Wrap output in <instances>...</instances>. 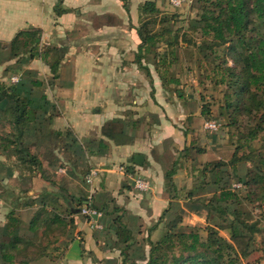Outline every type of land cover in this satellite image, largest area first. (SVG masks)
I'll list each match as a JSON object with an SVG mask.
<instances>
[{"label": "crops", "instance_id": "crops-1", "mask_svg": "<svg viewBox=\"0 0 264 264\" xmlns=\"http://www.w3.org/2000/svg\"><path fill=\"white\" fill-rule=\"evenodd\" d=\"M146 1L0 0V80L9 85L12 75L20 76L23 84L14 88L31 98L37 109L24 134L38 161V165L32 164V216L43 190L49 192V202H45L50 208L59 200L60 204L74 197L81 198L82 206L88 193L85 175L98 167L94 205L102 215L95 220L103 226L110 224L115 231V221L121 216L125 223H147L181 212L183 220L193 216L200 225L207 222L206 207L199 200L216 185L208 177L198 180L192 165L213 156L220 158L222 146L208 144L205 153L183 158L174 185H169L167 172L178 159L176 148L190 147L194 141L193 133L185 135L174 123L201 113V108L196 110L181 97L172 100L158 73L157 53L141 50L137 28ZM153 1L161 10L170 7L169 0ZM58 4L64 10L60 14L56 12ZM29 27H41V46L58 52L59 56L51 54L52 59L60 60L57 78L43 59L26 56L18 60L8 48L17 33ZM9 106L7 100L0 102V134L4 135L12 127ZM196 119L188 125H194ZM136 154L144 155L143 164L134 163ZM5 165L0 154V242L6 237L7 214L14 209L2 186L20 179L14 171L11 179L4 178ZM121 165L148 177L151 190H136ZM205 167L204 176L210 173L207 164ZM78 208L74 210L80 225L75 231L77 239L65 246L63 264H118L117 258L107 259L115 252L105 245L101 234L93 232L102 229H94ZM182 225L188 227L183 221ZM81 237L85 245L79 244Z\"/></svg>", "mask_w": 264, "mask_h": 264}, {"label": "trees", "instance_id": "trees-1", "mask_svg": "<svg viewBox=\"0 0 264 264\" xmlns=\"http://www.w3.org/2000/svg\"><path fill=\"white\" fill-rule=\"evenodd\" d=\"M197 1L201 3L199 22L202 24V32L206 38L200 46L205 57L208 58L209 54L215 53L228 43H230L227 46L229 52H235L233 57L235 66H230L225 59H221L214 66L212 73L217 79L216 83L227 85L223 107L230 117V123L237 124L242 115L254 119L244 141L237 145L231 165L236 170L240 163L252 162V167L247 171V180L245 178L244 183L241 182L242 188L258 187L261 195L257 200L262 202L264 201V0ZM160 10L153 0L143 3L140 10L141 21L137 30L142 40L140 47L143 52H151L156 41L163 38L166 40L168 53H157L156 64L163 85L167 87L178 82L171 75V68L178 59L175 48L180 43L181 36L178 32L173 34L174 31L167 24L171 16L164 15L158 20V14L162 13ZM63 11L61 4H58L56 12L60 14ZM157 21L164 23V27L158 31L154 30ZM42 33L41 27L22 29L10 42L8 48L18 60L26 56L43 59L50 65L53 78H57L60 60L52 59L51 54L55 53H52V49L41 46ZM55 54L59 56L58 52ZM138 61H141L140 57ZM35 83L41 84L37 81ZM4 100L10 103L9 108L13 118L12 127L7 134H0V152L9 151L13 147L14 160L11 162L9 160L11 168L32 173V164L36 165L37 156L32 154V147L29 144L21 146L19 142H23L24 134L35 118L37 109L32 106L31 98L19 94L16 88L0 80V102ZM255 140L261 142L260 148L253 146ZM8 158L11 159L10 154ZM223 165L225 163L221 161L207 164V169L212 175L211 181L218 188L212 199L205 204L209 221L205 226L207 236L202 235L199 226L193 227L190 231H177L181 228L183 219L176 218L169 222L162 238L151 241L148 258L130 264H243V260L252 253L255 234L260 230V223L246 221L237 208L234 219L228 224L225 222L226 218H221L220 221L212 224L213 216L209 214L214 209L225 214L228 210V207L224 206L225 203L228 205L242 201L238 191L224 183L225 170L221 167ZM176 173L177 167L170 168L167 172L171 187L174 185L173 177ZM79 201L81 202V198ZM42 205L30 221L29 229L34 233L32 239H27L18 233L20 220L14 209L7 214L5 235L9 236L10 240L0 242L4 261L14 264L20 255L37 247L39 239L43 236L47 235V240L53 241L57 238L52 236L53 232L66 223L65 218L57 210L56 205L50 209L48 202ZM222 228L230 232V239L220 233ZM53 243H45L44 246L35 248L36 252L23 260L22 264L38 261L49 255L48 250Z\"/></svg>", "mask_w": 264, "mask_h": 264}, {"label": "rangeland", "instance_id": "rangeland-1", "mask_svg": "<svg viewBox=\"0 0 264 264\" xmlns=\"http://www.w3.org/2000/svg\"><path fill=\"white\" fill-rule=\"evenodd\" d=\"M169 4V9L160 10L162 13L158 14V20H160V18L164 15L171 16V20L167 22V24L174 31L173 34L175 32H178L181 37L179 41L180 43L175 48L178 59L171 68V75L176 78L178 82L169 84L167 87L165 86V89L170 90L172 100H174V96H176L177 98L181 97L182 99L191 102L196 110L201 108V113H198L197 115L192 114L191 116H186L183 118V121L174 123L175 128L182 130L185 135L193 133L194 135L192 136H194V141H192L190 147H185L182 150L177 149L175 146L171 147L173 149L176 148V151L179 152L178 159L174 161L171 168L182 167V164L184 162L183 158L189 160L192 157V153H205L208 144H217L219 146H222L220 158H216L213 156L209 161H206L205 163H193L192 170L196 172L195 175L198 176V180H206L207 177L212 180L210 170V173L204 176V171H207L205 165L213 164L219 161L224 162L225 165L221 166L223 170H225V173H223V181L225 184L233 188V184L235 182L244 183L245 178L247 180V171H249V169L252 167V162H245L237 165L238 167L236 168V170H234L231 165V160L233 158L237 145L239 143H242L245 136H247L249 129L252 127L254 119L253 117L242 115L239 117V121L237 122V124L230 123V117L225 112V109L223 107L225 104L224 99L227 85L225 83H216L217 79L213 76L212 70L214 66L221 61V59H225L228 65L235 66V61L233 59L235 52H229L230 49L227 46H229L230 43H228L227 46H221V48L216 50L215 53L209 54L208 58H206L203 49L200 48L205 38L202 32V24L199 22L201 3H199L197 0H187L182 6H175L171 2V0H169ZM163 27L164 23L157 21L154 25V30L158 31ZM151 51L161 54L168 53V45L166 40L163 38L156 41L155 45L152 46ZM11 77L9 86L14 87L18 84H23L20 76L18 82H13ZM48 83H50V81ZM194 118H197L195 120V124L188 125V122ZM208 120L216 121L218 123V128L213 131L206 129L205 122ZM14 131L16 130L14 129ZM25 138L27 137H24L23 142H19L20 144H22L21 146L30 143ZM200 140L206 143H199ZM253 146L260 148L261 142L255 140ZM13 150L14 148L12 147L11 150H4L3 153H0L1 155H3L4 162L6 164L4 178L11 179V175H13L12 172L14 171L17 172V176L20 179L18 182L12 184H4L2 188H4L7 203L10 204L9 206L14 208L15 214L20 220V228L18 230V233L27 239H32L34 237V233L29 229L30 221L35 214L34 213L32 216V173L26 171L24 172L20 169L16 170L14 168H11L9 163L11 162V160H14L12 159L14 158L12 157V154L14 152ZM9 154L11 159L8 158ZM35 163L36 165H38V161ZM179 163L182 164L179 165ZM29 177L30 179H28ZM199 188L200 186L199 184H197V188L195 189L197 197L201 192L199 191ZM217 189L218 188L215 186L209 188V194L206 195L205 199L199 200L201 204H203V207H206L207 222L203 225H200L202 223H200L198 218H193V216H186V219L183 220V223L188 224V227H185L181 224V228H178L177 231H190L193 227L199 226L201 227L202 235L204 237L207 236L205 226L209 222L208 209L207 206L202 202H209V200H211L214 196V193L217 191ZM235 190H237L240 194L242 201H240L239 203L232 202L228 205H226L225 203L224 206L228 207V210L225 214H221L220 211L214 209V211L209 214V216H213L211 222L212 224H215V221L218 222L221 220V218H226L227 221L225 222L228 224L232 219H234L235 210H237V208L241 212L242 218H244L246 221H258L260 223V230L255 234L252 253L249 257L243 260V264H264V201L260 202L259 200H257L258 196L261 195V190L255 186H253L252 189H250V187L248 186L240 188V190ZM185 194L182 193L181 195ZM40 195V206H38L37 210L42 208V204L49 199L48 191L43 190ZM70 195L67 194V196ZM68 200L69 202L67 201L60 204L59 200L56 205L57 210H59L61 215L63 214L62 216L66 221L65 224H62L60 226V229L54 230L53 235L50 233L52 236H57V238L53 241L52 239L47 240V235L41 237L39 239L40 241L38 242V246L33 247L32 250H30L31 252H25L20 255L14 264H22L23 260H26L27 257L32 256L33 252H36L35 248L42 247L45 245V243L51 244V242L54 243L49 247V255L42 258L41 260L33 262L31 261V263L29 264H63L64 261L66 262L65 250L75 241V239H77L75 231L78 226H80L75 221L74 209L81 207L79 206L81 205L79 198L74 197ZM28 207H30L31 209L29 210ZM48 208L50 209V205L48 206ZM177 214L173 216L164 214L159 218L158 221L152 220L147 223H142L141 221H128L125 223L124 221H122L121 216L118 218V220L115 221V231H113L112 229L113 226L105 223V226L101 228L102 230L100 229L101 231L93 232L101 234V236H103L102 238L106 240L104 241L106 242L105 245L109 246V249L111 248V250L115 252L111 257H107V259L117 258L118 264H130L134 261H144L148 258L151 248V241L159 240L164 236L169 222L175 220L176 218H185L183 212H181L179 215ZM221 215H223V217H221ZM189 224H191L192 227H190ZM194 224L198 225L193 226ZM129 226L131 228H129ZM111 230L113 231L112 233ZM82 233L83 231L79 232V234L81 235ZM220 233L227 239H230L231 234L227 229H220ZM95 238L98 239L99 242H101L98 235H96ZM83 239L84 237H81V239H79L81 241V243L79 242L80 245H85L82 242ZM9 240V236L6 235L4 241ZM62 247H64L65 249H62ZM109 255L110 254H108V256ZM0 264H11L3 260L1 251Z\"/></svg>", "mask_w": 264, "mask_h": 264}, {"label": "built area", "instance_id": "built-area-1", "mask_svg": "<svg viewBox=\"0 0 264 264\" xmlns=\"http://www.w3.org/2000/svg\"><path fill=\"white\" fill-rule=\"evenodd\" d=\"M187 0H171V2L175 6H182ZM13 82L19 81V76H12L11 77ZM205 128L208 130H216L218 128V123L213 120H208L205 122ZM120 170L122 172H126L130 179L133 182V186L136 190L140 192H146L151 190L152 184L148 177L141 175V174H135L131 170H129L127 165H121ZM100 169L98 167H92L89 169L88 173L85 175V183L88 186V193L87 198L85 199L83 205L80 207V214L83 215L87 221L91 224L93 228L101 229L103 228V225L95 220V217L101 216L102 212L96 208L94 205V185L95 181L99 176ZM243 187V184L241 182H235L233 184L234 189H240Z\"/></svg>", "mask_w": 264, "mask_h": 264}, {"label": "water", "instance_id": "water-1", "mask_svg": "<svg viewBox=\"0 0 264 264\" xmlns=\"http://www.w3.org/2000/svg\"><path fill=\"white\" fill-rule=\"evenodd\" d=\"M143 160H144V155L142 154H136L133 159L134 163L136 164H143ZM76 211L80 212V208H78Z\"/></svg>", "mask_w": 264, "mask_h": 264}]
</instances>
